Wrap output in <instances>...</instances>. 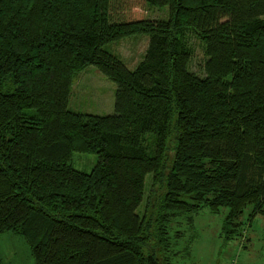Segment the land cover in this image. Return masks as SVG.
<instances>
[{"label": "trees", "instance_id": "obj_1", "mask_svg": "<svg viewBox=\"0 0 264 264\" xmlns=\"http://www.w3.org/2000/svg\"><path fill=\"white\" fill-rule=\"evenodd\" d=\"M140 35L130 70L107 46ZM88 66L117 84L114 114L69 108ZM249 205L264 215V0H0V235L37 264H173L144 250L173 217L228 207L231 238Z\"/></svg>", "mask_w": 264, "mask_h": 264}, {"label": "rangeland", "instance_id": "obj_2", "mask_svg": "<svg viewBox=\"0 0 264 264\" xmlns=\"http://www.w3.org/2000/svg\"><path fill=\"white\" fill-rule=\"evenodd\" d=\"M168 10L149 6L143 11L135 9L150 19H167ZM191 41L194 49L191 69L203 76L205 52L197 37ZM148 44L149 36L140 35L122 39L107 48L118 54L130 70H134L142 61ZM117 88V84L96 66H88L75 77L69 108L83 114H114ZM14 90L15 85L7 81L3 91L11 93ZM98 160L96 153L74 152L70 163L75 169L89 173ZM148 198L149 194H146L139 206L140 212L146 210ZM183 199L189 200L186 195ZM253 208V205L245 208L240 218L239 233L231 238L223 229L228 207L213 212L204 206L198 211L180 213L168 222L166 236L169 244L166 250L157 244L155 237L144 250L154 253L160 260L169 258L173 264H264V215L252 218ZM0 259L2 264H37L25 238L12 231L0 235Z\"/></svg>", "mask_w": 264, "mask_h": 264}]
</instances>
